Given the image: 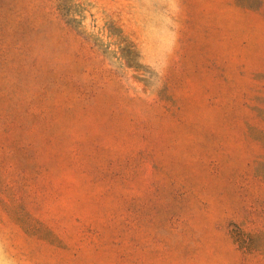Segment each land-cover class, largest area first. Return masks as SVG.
Instances as JSON below:
<instances>
[{"label": "rangeland", "instance_id": "1", "mask_svg": "<svg viewBox=\"0 0 264 264\" xmlns=\"http://www.w3.org/2000/svg\"><path fill=\"white\" fill-rule=\"evenodd\" d=\"M0 264H264V0H0Z\"/></svg>", "mask_w": 264, "mask_h": 264}]
</instances>
